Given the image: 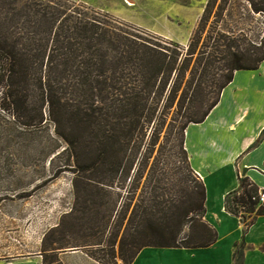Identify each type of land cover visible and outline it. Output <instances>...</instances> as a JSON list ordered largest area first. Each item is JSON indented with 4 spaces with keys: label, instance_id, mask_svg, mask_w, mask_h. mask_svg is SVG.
I'll use <instances>...</instances> for the list:
<instances>
[{
    "label": "trees",
    "instance_id": "obj_1",
    "mask_svg": "<svg viewBox=\"0 0 264 264\" xmlns=\"http://www.w3.org/2000/svg\"><path fill=\"white\" fill-rule=\"evenodd\" d=\"M84 13L55 0L0 1L3 111L22 129L47 116L74 150L76 179H88L97 191L108 194L118 177L120 188L132 182L131 196L117 211V232L127 220L118 250L115 232L107 249L87 252L98 262L116 264L118 256L131 264L146 246L211 245L218 231L205 219L206 186L190 163L186 129L206 119L237 70H255L264 61V24L255 31L251 26L259 23L256 16L264 17V0H206L186 50L178 42L145 40L96 13ZM172 110L174 152L168 156L161 144L148 168L160 120ZM259 193L244 174L225 196L226 210L240 218L244 231L264 215ZM48 234L42 263L63 264L59 253L68 247L45 248L47 241L55 243ZM242 261L240 244L235 263Z\"/></svg>",
    "mask_w": 264,
    "mask_h": 264
},
{
    "label": "rangeland",
    "instance_id": "obj_2",
    "mask_svg": "<svg viewBox=\"0 0 264 264\" xmlns=\"http://www.w3.org/2000/svg\"><path fill=\"white\" fill-rule=\"evenodd\" d=\"M128 1L55 0L64 9L75 5L81 12L96 13L137 37L178 42L185 50L206 3V0H132L134 5H130ZM238 9L237 5L235 11ZM212 20L213 16L206 30ZM256 20L258 24L251 23L254 31L255 25L264 24V17L258 15ZM254 31L252 34H256ZM173 117L172 110L160 120L163 122L161 135L148 168L161 144L168 156L174 152V135L169 133ZM19 125L13 116L3 111L0 103V255L40 250L43 261L42 249L48 233L55 237V243L47 241L45 248L67 246L70 249L80 245L89 253L107 249L109 240L115 239L117 211L131 196L132 182L128 180L120 188L118 177L108 194L97 191L88 179H76L74 150L55 132L47 116L35 126L22 129ZM136 197L130 203L128 217ZM126 223L127 220L124 225ZM124 225L116 233V251ZM98 242H102V246L95 245ZM169 250L155 251V259L164 264L189 262L185 252L176 254ZM47 254H51L50 251ZM116 264H124L118 256Z\"/></svg>",
    "mask_w": 264,
    "mask_h": 264
},
{
    "label": "crops",
    "instance_id": "obj_3",
    "mask_svg": "<svg viewBox=\"0 0 264 264\" xmlns=\"http://www.w3.org/2000/svg\"><path fill=\"white\" fill-rule=\"evenodd\" d=\"M185 146L193 169L205 183V219L217 229L218 238L199 248L146 246L131 264H164L155 259L160 249L185 252L186 264H236L240 244L241 264H264V215L244 231L240 218L225 208L226 194L239 187L244 174L264 190V61L258 69L235 72L206 119L187 127ZM59 257L63 264H103L82 249H68ZM0 264L43 263L38 250L1 254Z\"/></svg>",
    "mask_w": 264,
    "mask_h": 264
},
{
    "label": "built area",
    "instance_id": "obj_4",
    "mask_svg": "<svg viewBox=\"0 0 264 264\" xmlns=\"http://www.w3.org/2000/svg\"><path fill=\"white\" fill-rule=\"evenodd\" d=\"M259 200L261 202H264V192L263 191H260V193H259Z\"/></svg>",
    "mask_w": 264,
    "mask_h": 264
},
{
    "label": "bare ground",
    "instance_id": "obj_5",
    "mask_svg": "<svg viewBox=\"0 0 264 264\" xmlns=\"http://www.w3.org/2000/svg\"><path fill=\"white\" fill-rule=\"evenodd\" d=\"M130 5H134V1L130 0L128 1Z\"/></svg>",
    "mask_w": 264,
    "mask_h": 264
}]
</instances>
